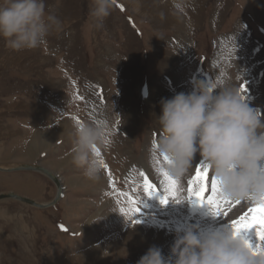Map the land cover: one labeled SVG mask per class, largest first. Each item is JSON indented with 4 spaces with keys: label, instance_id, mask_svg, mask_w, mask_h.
Instances as JSON below:
<instances>
[{
    "label": "rangeland",
    "instance_id": "1",
    "mask_svg": "<svg viewBox=\"0 0 264 264\" xmlns=\"http://www.w3.org/2000/svg\"><path fill=\"white\" fill-rule=\"evenodd\" d=\"M46 5L63 29L42 47L14 52L0 39V164L49 170L63 196L44 211L0 203V264H137L153 246L168 257L188 229L229 228L231 220L187 199L198 155L180 202L160 203L154 116L162 99L190 92L194 81L227 77L246 87V103L264 117V0H117L102 28L89 15L91 0ZM101 121L109 143L94 156L107 168L90 180L71 149L77 126ZM145 178L157 189L151 198ZM0 192L48 203L56 189L39 174L17 172L0 174ZM130 199L140 207L136 224L120 211Z\"/></svg>",
    "mask_w": 264,
    "mask_h": 264
},
{
    "label": "clouds",
    "instance_id": "2",
    "mask_svg": "<svg viewBox=\"0 0 264 264\" xmlns=\"http://www.w3.org/2000/svg\"><path fill=\"white\" fill-rule=\"evenodd\" d=\"M116 3L91 0L89 15L96 28L104 26ZM62 29V20L46 0H0V39L11 51L42 47ZM160 107L154 116L159 134L153 141L168 177L180 187L198 155L225 199L264 205V117L246 103L238 86L227 77L220 84L196 80L190 92L162 99ZM108 133L107 125L95 122L75 130L72 161L90 180L100 177L94 148L105 144ZM137 264H264V250L253 254L246 238L231 227L208 233L188 229L178 234L168 257L153 246Z\"/></svg>",
    "mask_w": 264,
    "mask_h": 264
},
{
    "label": "snow or ice",
    "instance_id": "3",
    "mask_svg": "<svg viewBox=\"0 0 264 264\" xmlns=\"http://www.w3.org/2000/svg\"><path fill=\"white\" fill-rule=\"evenodd\" d=\"M222 82L221 80L220 83ZM240 91L241 94L247 92L243 84L240 86ZM242 98L245 97L242 95ZM100 124L105 123L101 121ZM104 143L107 145L109 141L105 139ZM155 148L156 145L153 141L151 160L153 164L158 166L157 171L163 177L164 184V196L161 198L160 203L162 205L167 204L169 198L179 203L178 192L180 191V187L175 180L163 172V163L161 158L156 155ZM94 153L99 157L100 152L97 148H94ZM163 162H168L166 156L163 157ZM99 163L103 168H107V165L102 160ZM209 173V166L204 161H201L199 165L195 166L194 174L187 181V192L189 193L187 199L194 200L198 205L207 206L214 217H225L231 220L230 227L233 229L234 234L243 235L246 238V243L249 248L253 249V254H255L256 249L264 250V205H258L255 202L249 201L251 206L245 208L241 200L232 201L225 199L221 195L218 183L209 176ZM140 175L144 177L145 174L141 172ZM209 179L210 189L208 187ZM144 184L145 192L149 197L157 195V189L153 184L149 183L147 178H145ZM209 191L211 195H208ZM129 204L131 207L128 210L121 208L120 211L124 215H128L132 223H139L140 221L132 219L140 213L139 205L135 200L131 199L129 200ZM233 213H236V215L234 216ZM250 234H254L255 243L249 239Z\"/></svg>",
    "mask_w": 264,
    "mask_h": 264
},
{
    "label": "water",
    "instance_id": "4",
    "mask_svg": "<svg viewBox=\"0 0 264 264\" xmlns=\"http://www.w3.org/2000/svg\"><path fill=\"white\" fill-rule=\"evenodd\" d=\"M17 172L36 173L48 179L55 186V189H56V194H55L54 199L48 203H39L36 201H32V200L20 197L14 193H3V194H0V202L13 201V202L19 203L33 210L43 211V210H47V209L54 207L59 202L61 197L63 196V187L61 185L60 179L56 175L51 173L49 170L43 167H40L34 164L33 165L14 164L9 167L0 166V174H12V173H17Z\"/></svg>",
    "mask_w": 264,
    "mask_h": 264
},
{
    "label": "crops",
    "instance_id": "5",
    "mask_svg": "<svg viewBox=\"0 0 264 264\" xmlns=\"http://www.w3.org/2000/svg\"><path fill=\"white\" fill-rule=\"evenodd\" d=\"M2 193H4V192H0V194H2ZM1 203V202H0ZM12 233V235H13V237L16 239V241H18L20 238L22 239V237H23V233L22 234H20V232L19 231H15V233L12 231L11 232ZM10 233V234H11ZM27 233V232H26ZM24 235H27V234H24Z\"/></svg>",
    "mask_w": 264,
    "mask_h": 264
},
{
    "label": "bare ground",
    "instance_id": "6",
    "mask_svg": "<svg viewBox=\"0 0 264 264\" xmlns=\"http://www.w3.org/2000/svg\"><path fill=\"white\" fill-rule=\"evenodd\" d=\"M137 5H138V4H137ZM138 8H139V7H138ZM137 11H138V10H137ZM182 19H183V18H182ZM36 56H37V55H36ZM18 102H19V101H18ZM65 124H67V123H65ZM60 125H61V124H60ZM61 126H62V125H61ZM61 126H60V127H61ZM53 127H54V126H53ZM62 127H63V126H62ZM62 127H61V128H62ZM65 127H66V126H65ZM58 129H59V128H58ZM60 130H61V129H60ZM2 132H3V131H2ZM10 139H11V138H10ZM20 164H21V163H20ZM13 165H14V164H13ZM0 166H1V167H6V166L9 167V166H11V165H8V164H7V165H6V164H5V165H3V164L1 165V164H0ZM27 199H28V198H27Z\"/></svg>",
    "mask_w": 264,
    "mask_h": 264
}]
</instances>
